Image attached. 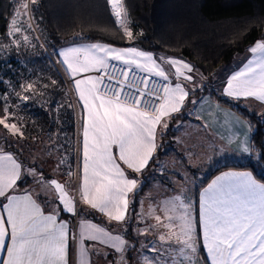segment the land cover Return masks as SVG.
Wrapping results in <instances>:
<instances>
[{
	"label": "snow or ice",
	"instance_id": "snow-or-ice-1",
	"mask_svg": "<svg viewBox=\"0 0 264 264\" xmlns=\"http://www.w3.org/2000/svg\"><path fill=\"white\" fill-rule=\"evenodd\" d=\"M107 4L114 23L131 44L53 47L59 64L72 78L83 113L79 187L70 183V168L64 174L69 179L58 180L42 167L51 161L33 162L20 155L25 145L11 151L0 147V264H95L93 255L103 258L105 264H160L156 257L161 252L155 243L150 258L148 245L138 239L149 231L170 248L175 245L172 250L183 257L180 264H264V177L257 178L252 171H223L207 182L197 175L202 168L197 161L203 162L209 152H222V140L210 139L207 145L198 146L204 149L200 152H194L187 140L176 141L181 147L177 163L183 171L174 170L172 175L183 183L169 180L171 192L163 190L162 204L148 215L161 214L154 215L155 223L147 228L139 227L147 218L134 215L140 203L136 196L142 191L137 174L151 164L159 166L158 153L164 147L160 140L170 122L178 117L191 120L205 100L200 93L208 85L200 83L204 78L190 62L137 48L132 30L135 22L130 21L126 0H107ZM28 11L29 4L21 3L16 14L26 16ZM11 23L15 26L16 19ZM20 32V27H13L8 35ZM247 53L237 69L217 81L216 93L236 103L255 101L264 108V34ZM110 65L125 69V76L136 71L145 74V83L157 78L162 90L147 93L120 84L105 75ZM33 90L32 83L22 86L23 94L15 93L17 100L26 106ZM11 95L0 94V125L19 139L24 133L17 123L9 122ZM238 144L242 153L264 161V142L254 135L245 134ZM72 162L70 157L67 163ZM64 163L58 161L60 166ZM52 171L58 172L59 167ZM68 188L78 195H70ZM95 213L104 220L95 222ZM134 219L138 227L130 242ZM138 244V255L133 256ZM175 260L169 257L165 264Z\"/></svg>",
	"mask_w": 264,
	"mask_h": 264
},
{
	"label": "trees",
	"instance_id": "trees-1",
	"mask_svg": "<svg viewBox=\"0 0 264 264\" xmlns=\"http://www.w3.org/2000/svg\"><path fill=\"white\" fill-rule=\"evenodd\" d=\"M17 3V0H0V44L3 39H7L9 20ZM126 7L131 13L130 21L135 22L132 30L136 47L181 56L205 76L220 65L230 63L236 53L264 34V0H126ZM29 10L33 19L38 21L42 33V46H39V51L43 56L36 54L32 58L36 61H41L44 57L49 62L45 48L53 51V47L59 48L78 41H101L118 46L132 43L123 36V29L114 23L107 0H36L35 5L29 3ZM19 49L10 48L5 55L0 53V81L15 78L11 68L17 62ZM30 63L33 67L40 65L41 68L40 62ZM45 77L56 78L57 82L63 83L57 72L46 74ZM207 91L219 103L234 109L247 120L252 126L251 135L264 142V122L261 114L220 97L211 87H207L204 92ZM5 92L7 86L3 81L0 83V94L4 95ZM13 101L11 98V103ZM11 103L8 104L9 107ZM73 107L71 105L66 108V114L63 113L67 117L63 124H69L72 143L78 136L75 132L77 126ZM177 119L170 122L166 135L160 140L164 147L158 153V160L173 143L176 133L173 123ZM3 140L0 139V142ZM77 145L76 142V148ZM76 154V151L72 152L73 161ZM151 166L152 164L142 174L148 172ZM225 168H245L252 171L257 178L264 177V161L244 158L214 167L205 180ZM160 180L166 182L162 176ZM148 183L149 180L143 181L139 194ZM94 216L95 220H100L95 214Z\"/></svg>",
	"mask_w": 264,
	"mask_h": 264
},
{
	"label": "crops",
	"instance_id": "crops-1",
	"mask_svg": "<svg viewBox=\"0 0 264 264\" xmlns=\"http://www.w3.org/2000/svg\"><path fill=\"white\" fill-rule=\"evenodd\" d=\"M90 43L108 44L109 46H113V47L116 46L126 47V46H118L101 41H78V42L66 44L59 48H63L69 45L90 44ZM252 44L248 45L242 51L236 53L230 63L220 65L218 68L213 70L207 76L202 75L204 79L201 80L200 83L207 84L208 87L213 88L214 91L216 92L217 81L222 80L225 76L229 75L232 70L238 68V64L240 63V61L246 55H248L247 49ZM137 48L141 50H145L140 47ZM153 53L157 56H164L167 58H179L184 61H187L185 58L177 55H166L157 52H153ZM56 61L58 62L59 65V58L57 56H56ZM159 62L160 61H158V63ZM162 66L167 67L166 64H163ZM58 67L60 69V78L63 81L62 85L68 89L69 92L67 94H69L71 98H73L72 99L73 102H72L71 98L69 97L71 104L74 106L73 113L77 126L75 127V129L77 131L76 133H78L77 137H78L79 149H78V154H76V159L78 160V174H79L78 187H79V183L81 181V172L79 168L78 157L80 155V149H81V138H82L81 120L83 117V113L79 106L78 94L74 88V84L72 83V78H70L65 73L63 66L60 65ZM200 95H203L205 97V100L203 103L197 106L195 116L192 117L191 120H182L179 118L174 121L173 126L176 131L174 140L172 145L163 153L161 158L158 160L159 166H157V164H152V166L148 169V172L144 174H137L139 185H141L144 180H149V183L144 189V191L136 197L138 201H141L144 198V196H146L148 190L150 189L151 182L153 181L154 178H157L161 185L167 187V190L172 189V187L169 185V180H170L169 177H174L179 180V177L172 175V172L174 170L180 172L183 171L182 167L177 163V161L181 158L180 157L181 147L178 143H176V141L187 140L188 144H190L193 147L194 152L204 151V149H200L198 146L201 144L207 145L210 139L223 141L221 145L223 149L222 152L208 153V157H211L210 163L207 162L208 157H205V160L203 162L197 161L199 163H202L201 170L208 169L210 171L214 167L221 165L225 162H238L243 160L244 158H251V159L256 158L253 155L242 153V145L238 144V141L243 140L245 134L251 135V130L248 127L249 125L248 121L245 120L241 115H239L234 109L219 103L212 95L209 96L208 91L202 92L200 93ZM195 98L196 97H193V99ZM209 100L211 101V103H209ZM13 104L11 106H13ZM240 104L246 109L264 116V108L260 107L258 102L244 101L241 102ZM245 104H247L248 106L246 107ZM20 106H22V104ZM26 107L29 106L28 105L24 106L23 107L24 111L19 112L21 115H18L19 116L18 118L23 119L22 122L17 118V115L13 114L14 108L10 107L12 118L9 121L11 123L12 122L17 123V126H19L20 130L24 133L23 137L17 139V137L11 135L8 132V130H4L3 126L0 125V131L4 130L6 133H9V137H6L7 139H4L5 137L0 135V139H4L2 142H0V147L7 146L8 150L11 151L15 147H19L20 144H23L25 145V147L20 149V153H19L20 155L27 156L28 159L33 162L51 161V163L42 164V167L45 169V171L54 173L52 169L55 167H59L60 169L57 172L59 176L57 179L58 180L62 178L69 179V176L64 174L68 172L69 168L71 169L72 163L68 164L67 161L69 160L70 157L72 158L73 143H72V136L70 135L71 129L69 128V124L68 123L63 124V120L67 118L66 116H63V113L66 114V111H63L58 106L57 109L53 108L51 110L50 105L48 106L33 105L34 107L33 109L38 108L36 110V113L39 116L36 118L35 115L30 113V109ZM40 109H42L43 111L47 109V113L46 114L43 113ZM181 124L183 125L182 128L179 127ZM201 125H203L204 127H201ZM8 141H12L13 143L8 144ZM61 159L65 161V163L62 166L58 165V161H60ZM160 167L161 169L158 170V168ZM223 171H250V170L245 168H225L211 175L207 179V182H211V179H214L216 175H219ZM51 175L53 176V174ZM161 176L166 180V182L160 180ZM206 177L204 179H206ZM29 183H31L30 180ZM70 183L71 184L73 183L72 175H71ZM198 186L196 187V190ZM162 193L163 191H161L160 194L158 195H162ZM76 195H78V192H76ZM129 195L131 196L132 194ZM153 198L155 199V201L162 203L161 201L158 200L157 196L149 197V202L153 203ZM140 210H141L140 203H138L136 205V213L134 215L136 216L137 212H139ZM88 211L89 209L85 208V212ZM96 216L98 217L99 215ZM139 216L140 213L138 214V217ZM99 217L101 218V216ZM101 221L102 218L100 220H95V222L97 223ZM140 225L141 223L139 224V227ZM134 227H138V223L136 219H134L132 222L131 231ZM130 238L133 239L131 232L128 236L129 241ZM155 241L156 243L160 242L159 236L157 234L155 237ZM104 250L107 251V249ZM178 256L181 260L183 259V257L180 256V254ZM87 258L88 257H85V259ZM91 259L95 262V264H98L97 263L98 259L96 255H93ZM77 260H79V256H77Z\"/></svg>",
	"mask_w": 264,
	"mask_h": 264
},
{
	"label": "rangeland",
	"instance_id": "rangeland-1",
	"mask_svg": "<svg viewBox=\"0 0 264 264\" xmlns=\"http://www.w3.org/2000/svg\"><path fill=\"white\" fill-rule=\"evenodd\" d=\"M30 2L31 0H19V2L16 4L14 14L9 20V25H8L9 27H8L7 34H6L7 39H3L1 41L2 43L0 44V53H2L3 55L7 54L10 48H15V49L20 48L18 50V56L16 58L17 62L14 65V67L11 68V73L15 75V78L10 81L8 79L3 80L7 86V92H5L4 95L9 94V93L12 94L11 98L14 101L11 103V98H9V103H11V105L14 103L13 106L10 105V107L14 108L13 114L17 115V118L19 117L18 115H21L19 112L24 111L23 107L25 106V104L17 100L15 93L21 92L22 86L26 87L29 83H32L34 85V90L31 92V99L27 102V105L29 107H26V108H29L30 113L35 115L36 118L39 116L36 113V110L38 108L33 109L34 108L33 105H45V106L50 105L51 110L53 108L57 109L59 107L63 111H66V108L72 105L70 101L71 96L67 94L69 92L68 89L64 87L62 83L57 82L56 78L45 77L46 74L50 75V74H53V72H57V75L60 76V69L58 67L60 66V64L58 65L54 52L49 51L45 48L47 56L49 58V62L44 57L43 59H41V61H38V60L36 61L32 59L34 56H36V54H38L39 56H43L40 54V51H39V48H40L39 46H42V39L40 38V35L42 34L40 31V25L38 21H35L33 19L30 10L28 11L26 16L16 14L17 10L20 8L21 3L29 4ZM12 19H16L17 21V24L15 26H13L11 23ZM13 27H20L21 32L15 33L14 35L9 36L8 33L13 30ZM24 36L28 37V41L24 40ZM30 61L37 62V63L40 62L41 68H40V65L33 67ZM53 80L56 81L55 84L52 83ZM45 85H47V87H45ZM21 94L23 93L21 92ZM72 99L73 98H71V100ZM54 101H55V106H53ZM21 104L22 106H20ZM40 110L45 114L47 113V109H45V111H43L42 109ZM18 119L21 122L23 121L22 118H18ZM8 132L10 133L9 130ZM75 132L77 131L75 130ZM9 133H6L4 130L0 131V135L4 137H9ZM76 142L78 143V137L77 139L75 138L72 144V148H73L72 152L76 151L78 154L79 146L77 145V148H76ZM160 169L161 167L158 168V170ZM208 171H209L208 169H202L201 172L198 173L197 175L200 176L201 179H204L207 176ZM47 174L48 175L53 174L54 178H58L59 176L57 172H54V173L47 172ZM71 175L73 178L72 185H75L76 187H78L79 174H78V160L77 159H75L73 161V164L71 165ZM169 179L176 180L177 183H183V181H180L174 177H169ZM197 186H198V182H197L196 187ZM196 187H193L192 189L193 193H195ZM165 189H167V187L161 185L159 180L157 178H154L153 181L151 182L150 189L148 190L146 196H144L143 199L141 197L142 199L140 201L141 210L137 212L136 216L138 217V214L140 213V215L141 214L144 215L147 218V220L146 222L141 223L140 228H147L149 224L155 223L153 216L161 214L160 212L159 213L153 212V216L148 215L150 211H152L153 209L157 207L158 204H162V203H159L158 201H155V203L149 202V197L157 196L158 200L162 202V199H161L162 195H158V194H160V192ZM67 190L69 191L71 195H76V192H73L71 188H68ZM171 190H168V191L171 192ZM95 214L101 216L102 221L104 220V217H102V215L97 214V213ZM136 231H137V227H134L131 231V235L134 236L136 234ZM155 237H156V233L152 231H149L147 233V236L138 237L140 241H143L144 244L148 245L147 251L150 253V258L152 257V255H154L151 249V245L155 243L156 248L160 249V252H161V255L159 257H156L157 259L160 260V264H165V261L168 260L169 257H173V256L176 257L174 264H180L181 259L178 256L179 252L172 250L175 247V245L173 244L172 247L170 248L168 242L156 243ZM132 241L133 239L130 238V242ZM139 247L140 246L138 244L137 251H134L132 253L133 256L138 255ZM96 257L98 259L97 261L98 264H105V261L103 258L97 255ZM185 264H187V262H185Z\"/></svg>",
	"mask_w": 264,
	"mask_h": 264
},
{
	"label": "built area",
	"instance_id": "built-area-1",
	"mask_svg": "<svg viewBox=\"0 0 264 264\" xmlns=\"http://www.w3.org/2000/svg\"><path fill=\"white\" fill-rule=\"evenodd\" d=\"M124 71L125 69H122L120 66L112 67L110 65L105 75H110L114 81H118L120 84L130 85L132 89H139L141 92L154 93L162 90V83L157 78L149 79L145 83V74L136 71L135 73L129 72L125 76L123 74ZM138 98L142 99L143 97Z\"/></svg>",
	"mask_w": 264,
	"mask_h": 264
},
{
	"label": "water",
	"instance_id": "water-1",
	"mask_svg": "<svg viewBox=\"0 0 264 264\" xmlns=\"http://www.w3.org/2000/svg\"><path fill=\"white\" fill-rule=\"evenodd\" d=\"M70 194V193H69ZM71 195V194H70Z\"/></svg>",
	"mask_w": 264,
	"mask_h": 264
}]
</instances>
